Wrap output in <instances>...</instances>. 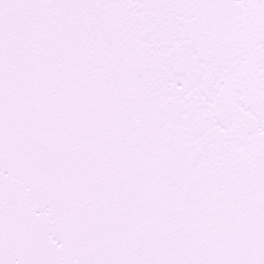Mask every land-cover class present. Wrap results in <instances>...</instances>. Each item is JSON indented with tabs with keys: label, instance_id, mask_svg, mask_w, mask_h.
<instances>
[{
	"label": "snow or ice",
	"instance_id": "1",
	"mask_svg": "<svg viewBox=\"0 0 264 264\" xmlns=\"http://www.w3.org/2000/svg\"><path fill=\"white\" fill-rule=\"evenodd\" d=\"M0 264H264V0H0Z\"/></svg>",
	"mask_w": 264,
	"mask_h": 264
}]
</instances>
